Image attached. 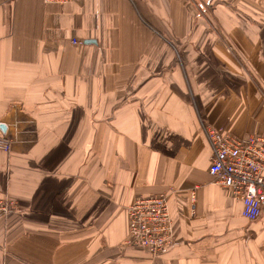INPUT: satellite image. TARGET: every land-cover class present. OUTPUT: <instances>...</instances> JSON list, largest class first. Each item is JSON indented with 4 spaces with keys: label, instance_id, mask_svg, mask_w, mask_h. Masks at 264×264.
I'll return each mask as SVG.
<instances>
[{
    "label": "crops",
    "instance_id": "crops-1",
    "mask_svg": "<svg viewBox=\"0 0 264 264\" xmlns=\"http://www.w3.org/2000/svg\"><path fill=\"white\" fill-rule=\"evenodd\" d=\"M1 125L0 264H264L202 128L264 137V0H0ZM158 194L153 259L127 209Z\"/></svg>",
    "mask_w": 264,
    "mask_h": 264
},
{
    "label": "built area",
    "instance_id": "built-area-1",
    "mask_svg": "<svg viewBox=\"0 0 264 264\" xmlns=\"http://www.w3.org/2000/svg\"><path fill=\"white\" fill-rule=\"evenodd\" d=\"M72 1L44 0L61 6ZM202 126L212 151L210 175L234 199L242 202L243 215L250 222L258 221L264 212V137L248 135L238 138L221 129ZM0 148L8 150L3 139H0ZM17 210L16 202L0 193V219L10 217ZM127 212V246L138 247L157 259L175 245L168 195L139 197Z\"/></svg>",
    "mask_w": 264,
    "mask_h": 264
},
{
    "label": "water",
    "instance_id": "water-1",
    "mask_svg": "<svg viewBox=\"0 0 264 264\" xmlns=\"http://www.w3.org/2000/svg\"><path fill=\"white\" fill-rule=\"evenodd\" d=\"M0 129H1V131H2L3 133H5L6 130H7V128H6L5 125H1V126H0Z\"/></svg>",
    "mask_w": 264,
    "mask_h": 264
}]
</instances>
